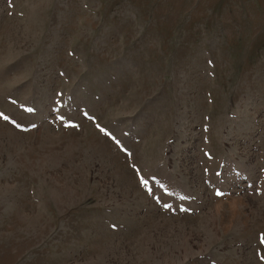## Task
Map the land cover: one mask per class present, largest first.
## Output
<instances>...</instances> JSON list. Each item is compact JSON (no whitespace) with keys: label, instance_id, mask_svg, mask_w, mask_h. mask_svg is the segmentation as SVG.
<instances>
[{"label":"rangeland","instance_id":"1","mask_svg":"<svg viewBox=\"0 0 264 264\" xmlns=\"http://www.w3.org/2000/svg\"><path fill=\"white\" fill-rule=\"evenodd\" d=\"M262 238L264 0H0V264H264Z\"/></svg>","mask_w":264,"mask_h":264},{"label":"snow or ice","instance_id":"2","mask_svg":"<svg viewBox=\"0 0 264 264\" xmlns=\"http://www.w3.org/2000/svg\"><path fill=\"white\" fill-rule=\"evenodd\" d=\"M29 111H32V109H29ZM4 119H8V117L4 116ZM63 119V117H61ZM142 183L147 185L148 181L146 179H142ZM261 243H264V238L261 239Z\"/></svg>","mask_w":264,"mask_h":264}]
</instances>
